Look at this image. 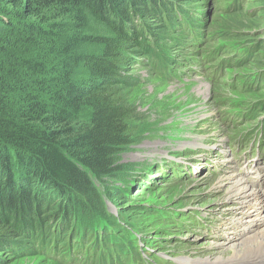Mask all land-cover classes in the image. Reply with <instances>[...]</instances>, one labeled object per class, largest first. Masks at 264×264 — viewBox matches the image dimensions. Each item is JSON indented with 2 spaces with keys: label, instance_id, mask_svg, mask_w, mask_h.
<instances>
[{
  "label": "trees",
  "instance_id": "trees-1",
  "mask_svg": "<svg viewBox=\"0 0 264 264\" xmlns=\"http://www.w3.org/2000/svg\"><path fill=\"white\" fill-rule=\"evenodd\" d=\"M149 17L178 42L201 39L200 20L179 0H0V249L52 264L147 263L125 241L133 228L103 215L108 203L95 180L113 176L116 157L135 142L126 52L165 80L177 76ZM242 47L237 61L246 66L255 50Z\"/></svg>",
  "mask_w": 264,
  "mask_h": 264
},
{
  "label": "rangeland",
  "instance_id": "rangeland-1",
  "mask_svg": "<svg viewBox=\"0 0 264 264\" xmlns=\"http://www.w3.org/2000/svg\"><path fill=\"white\" fill-rule=\"evenodd\" d=\"M179 1L200 20L201 39L178 42L164 20L148 18L156 35L164 34L177 76L165 80L149 60L126 52L135 142L116 157L117 172L95 183L108 203L103 215L116 213L124 228H133L125 241L142 248L140 240L152 238L150 264H215L235 256L233 248L249 234L248 215H258L259 202L229 197L227 178L238 174L264 201L263 107L259 118L251 112L264 101V85H253L256 75L264 76V0H241L233 13L225 11L229 0ZM242 46L255 50L246 66L237 61ZM0 250V264H52L15 248Z\"/></svg>",
  "mask_w": 264,
  "mask_h": 264
},
{
  "label": "bare ground",
  "instance_id": "bare-ground-1",
  "mask_svg": "<svg viewBox=\"0 0 264 264\" xmlns=\"http://www.w3.org/2000/svg\"><path fill=\"white\" fill-rule=\"evenodd\" d=\"M229 131L231 130L229 129ZM232 133H234V131ZM227 182L230 184L229 197L236 198L239 201V204L252 205L256 201L259 202L256 204V211L258 215L255 213L256 216L251 218L252 215H248V213H246V215H248L246 222L251 224L249 227L245 226V228L249 230V234H243L241 239L238 241V247L233 248L235 256L230 261L217 259L214 263L264 264V201H262V197L257 194V191H254L248 185L243 184V180L241 177L239 178L238 174L235 173L228 177ZM245 209L246 208H243L242 211Z\"/></svg>",
  "mask_w": 264,
  "mask_h": 264
},
{
  "label": "water",
  "instance_id": "water-1",
  "mask_svg": "<svg viewBox=\"0 0 264 264\" xmlns=\"http://www.w3.org/2000/svg\"><path fill=\"white\" fill-rule=\"evenodd\" d=\"M116 214V213H115Z\"/></svg>",
  "mask_w": 264,
  "mask_h": 264
}]
</instances>
